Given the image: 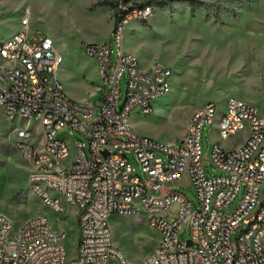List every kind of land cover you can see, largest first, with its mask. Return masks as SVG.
Masks as SVG:
<instances>
[{
  "label": "built area",
  "instance_id": "obj_1",
  "mask_svg": "<svg viewBox=\"0 0 264 264\" xmlns=\"http://www.w3.org/2000/svg\"><path fill=\"white\" fill-rule=\"evenodd\" d=\"M116 11L121 22L111 42L84 46L103 79L97 103L66 94L58 76L64 56L51 38L28 34L29 10L23 29L0 42V116L15 126L30 188L58 215L77 209L80 231L76 257L69 260L61 243L66 231L54 235L46 217L17 229L0 213V264H130L114 243L110 219L132 214H146L159 234L139 264H264V117L254 104L231 97L223 107L209 102L197 108L179 144L138 134L132 114H153L155 102L171 91L173 72L159 64L142 72L137 59L122 53L126 24L148 20L156 8L118 0ZM206 128H212L209 137L243 134V140L232 149L216 142L208 153ZM69 131L85 136L89 148L81 140L71 143ZM185 177L183 186L195 191L199 206L173 191ZM173 204L176 214L167 220Z\"/></svg>",
  "mask_w": 264,
  "mask_h": 264
},
{
  "label": "crops",
  "instance_id": "obj_2",
  "mask_svg": "<svg viewBox=\"0 0 264 264\" xmlns=\"http://www.w3.org/2000/svg\"><path fill=\"white\" fill-rule=\"evenodd\" d=\"M109 1L0 0V42L23 29L22 19L29 10L32 21H45L47 24L32 33L27 29L31 37L38 33L51 38L56 50L65 59H71L69 65L76 64L82 76L101 78L97 62L86 58L83 53L85 45L111 42L116 21L115 9L109 7ZM262 25L261 21L258 24L255 21L247 27L242 25L241 19L231 16L220 22L192 12L157 10L146 21L133 19L126 24L122 53L137 59L142 72H148L157 61L164 66L180 68L181 72L185 69L184 75L181 73L180 76L190 78L196 99L205 104L222 102L230 97L249 96L250 88L254 86L263 88ZM60 71L64 74L65 67ZM98 88L99 85H96L88 98L100 100ZM140 117L138 113H133L130 118L134 130ZM136 131L147 135L139 127ZM184 133L185 129L181 135Z\"/></svg>",
  "mask_w": 264,
  "mask_h": 264
},
{
  "label": "rangeland",
  "instance_id": "obj_3",
  "mask_svg": "<svg viewBox=\"0 0 264 264\" xmlns=\"http://www.w3.org/2000/svg\"><path fill=\"white\" fill-rule=\"evenodd\" d=\"M201 1L206 4V8L198 9L195 13L202 14L209 19L218 21L216 19V12L218 11L219 15H222L221 21L231 16L236 20L241 19L242 25L247 27L255 21L257 24L260 21L264 24V0H256L255 2H247V0ZM117 2L118 0H110L109 7L116 9ZM126 2L133 5L152 6L156 8V11L162 10L169 13L191 12L186 0H127ZM159 13L157 12V14ZM30 21V27L28 28L30 33L40 27L45 28L47 25L45 21H32L31 18ZM262 26L264 27V25ZM40 36L41 34L38 33L33 34V37ZM112 48L113 59L116 60V45L114 43L112 44ZM83 55L89 58L85 51ZM70 60L64 57V62L61 66V68L65 67L64 74L60 71L61 68L59 70V80L68 93H70L71 96L69 97L77 102H84L80 101V99L86 98L87 101L85 103H97L99 101L98 98H88V96L96 88V85H99L100 88L98 89L100 91L103 85L102 75L101 78L97 76H82L78 72L76 64L69 65ZM154 64H159V62L157 61L152 65ZM169 68L173 72L171 77L172 92L158 99V106L156 105L157 101L155 102L154 112L151 116H141L137 120L136 123L138 126H136V130L139 127L147 135L135 131L142 136L152 138L162 144L174 143L178 138L177 143L179 144L183 139L181 133L186 127L188 117L195 109L205 105V103L196 99L195 89L191 84L190 78L180 76L181 73L184 75L185 69H182L181 72L180 68H173L171 66ZM126 87L127 81L124 78L122 81L124 93L126 92ZM249 93V96H242L239 99L254 104L264 117V86L263 88L254 86L250 88ZM227 100L216 102V104L223 107ZM95 114L97 116L99 111L97 110ZM31 128L34 132H38L36 123H33ZM211 129L206 128L203 133V145L208 153L210 152L211 146L216 142H220V145L225 149H232L243 140V134L228 140H221L215 132L209 137ZM68 136L71 138V143L72 140H81L89 148V141L80 132L69 131ZM17 140L15 126L10 122L4 121L0 116V213L12 219L17 229L32 218L38 216L46 217L53 228L52 232L54 235L66 231L65 238L61 243L65 246L68 258L71 260L76 257L80 237L77 209L70 208L67 213L61 216L42 203L41 199L30 188L28 182L29 169L17 150ZM129 158L134 162L137 171L140 173L139 165L131 155ZM209 172L210 174L216 173L211 166L209 167ZM187 181L185 177L173 191L184 195L194 206H199L195 191L183 186L187 184ZM262 194V198H264V184ZM240 198L241 196L237 198L234 205L238 204ZM176 210L177 206L173 204L165 215V219L169 220L170 217L175 216ZM110 225L114 243L130 264H139L152 252L158 243L159 234L149 226L146 214L115 215L110 219ZM240 231V229L236 231L233 236L234 241ZM183 238L185 241H188L191 238V232L187 231Z\"/></svg>",
  "mask_w": 264,
  "mask_h": 264
},
{
  "label": "trees",
  "instance_id": "obj_4",
  "mask_svg": "<svg viewBox=\"0 0 264 264\" xmlns=\"http://www.w3.org/2000/svg\"><path fill=\"white\" fill-rule=\"evenodd\" d=\"M186 1H187V6L192 13H195L198 9H205L206 8L205 7L206 4L204 2H202L201 0H186ZM255 1L256 0H247V2H255ZM140 6H143V5H140ZM114 17H115V21H116V26H118V24H120V22H121V17L117 11L115 12ZM235 18H237V16H235ZM216 19H218L219 21H221V19H222V15H219L218 11L216 12Z\"/></svg>",
  "mask_w": 264,
  "mask_h": 264
},
{
  "label": "water",
  "instance_id": "obj_5",
  "mask_svg": "<svg viewBox=\"0 0 264 264\" xmlns=\"http://www.w3.org/2000/svg\"><path fill=\"white\" fill-rule=\"evenodd\" d=\"M189 245L191 246V245H192V243L190 242V243H189Z\"/></svg>",
  "mask_w": 264,
  "mask_h": 264
}]
</instances>
